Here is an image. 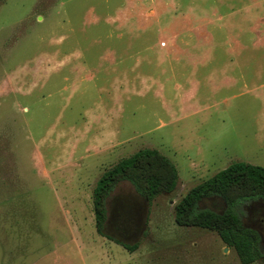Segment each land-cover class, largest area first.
Here are the masks:
<instances>
[{
  "label": "rangeland",
  "instance_id": "obj_1",
  "mask_svg": "<svg viewBox=\"0 0 264 264\" xmlns=\"http://www.w3.org/2000/svg\"><path fill=\"white\" fill-rule=\"evenodd\" d=\"M147 147L176 188L148 203L120 182L99 234L96 181ZM236 161L264 167V0H0V264H240L174 220ZM241 215L264 250V203Z\"/></svg>",
  "mask_w": 264,
  "mask_h": 264
},
{
  "label": "trees",
  "instance_id": "obj_2",
  "mask_svg": "<svg viewBox=\"0 0 264 264\" xmlns=\"http://www.w3.org/2000/svg\"><path fill=\"white\" fill-rule=\"evenodd\" d=\"M124 181L151 203L158 196L174 191L178 170L168 157L148 147L104 170L92 190L95 228L103 236L109 219L107 199ZM210 198H220L226 207L221 212L200 207ZM258 202L264 203V167L236 161L191 187L174 205V220L179 226L215 231L228 248L234 249L240 264H253L264 260L262 237L257 229L244 224L241 207ZM115 241L130 251L137 248V244Z\"/></svg>",
  "mask_w": 264,
  "mask_h": 264
},
{
  "label": "flooded vegetation",
  "instance_id": "obj_3",
  "mask_svg": "<svg viewBox=\"0 0 264 264\" xmlns=\"http://www.w3.org/2000/svg\"><path fill=\"white\" fill-rule=\"evenodd\" d=\"M110 218L107 220V224H111L110 222ZM124 221L126 222V224L124 223ZM133 222V223H132ZM127 221V220H121V222H118L117 220L115 221V227L116 230H119L123 233H135L139 227V224L134 223V221Z\"/></svg>",
  "mask_w": 264,
  "mask_h": 264
}]
</instances>
